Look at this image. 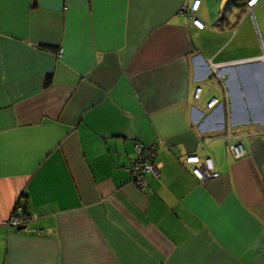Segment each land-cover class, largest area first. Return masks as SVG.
I'll use <instances>...</instances> for the list:
<instances>
[{
    "label": "crops",
    "instance_id": "obj_1",
    "mask_svg": "<svg viewBox=\"0 0 264 264\" xmlns=\"http://www.w3.org/2000/svg\"><path fill=\"white\" fill-rule=\"evenodd\" d=\"M249 1L201 0L199 28L194 0H0V264H264V0ZM138 141L161 166L143 187Z\"/></svg>",
    "mask_w": 264,
    "mask_h": 264
},
{
    "label": "built area",
    "instance_id": "obj_2",
    "mask_svg": "<svg viewBox=\"0 0 264 264\" xmlns=\"http://www.w3.org/2000/svg\"><path fill=\"white\" fill-rule=\"evenodd\" d=\"M259 0L249 1V5H255ZM201 0H194L192 5L188 10V14L192 17L193 22L199 28H205V23L198 17V11L200 8ZM220 66L216 67V70ZM226 67V66H224ZM223 67V68H224ZM202 88L199 86L195 90L194 97L198 100L201 97ZM219 103L218 98H213L209 103V108H214ZM230 137L235 136V142L231 144V151L236 157H241L246 154V148L243 144V139L239 135H233L230 133ZM137 158L133 161L132 165L129 167V171L132 174V178L138 182V184L143 187L146 185V174L151 173L157 178L161 177V166L154 160V155L156 154L157 147L155 145L148 146L141 141L136 144ZM185 164L190 165L191 170L198 175L202 180H208L213 177H218L220 174L214 169L213 162L211 158L207 156L190 155L184 160ZM23 209L21 206L18 207V211L21 212ZM27 219L23 214L14 213L8 220V225L20 226L26 224Z\"/></svg>",
    "mask_w": 264,
    "mask_h": 264
},
{
    "label": "trees",
    "instance_id": "obj_3",
    "mask_svg": "<svg viewBox=\"0 0 264 264\" xmlns=\"http://www.w3.org/2000/svg\"><path fill=\"white\" fill-rule=\"evenodd\" d=\"M236 5L242 7L244 4L243 3H246L248 0H234Z\"/></svg>",
    "mask_w": 264,
    "mask_h": 264
},
{
    "label": "snow or ice",
    "instance_id": "obj_4",
    "mask_svg": "<svg viewBox=\"0 0 264 264\" xmlns=\"http://www.w3.org/2000/svg\"><path fill=\"white\" fill-rule=\"evenodd\" d=\"M253 2H255V0H253Z\"/></svg>",
    "mask_w": 264,
    "mask_h": 264
}]
</instances>
